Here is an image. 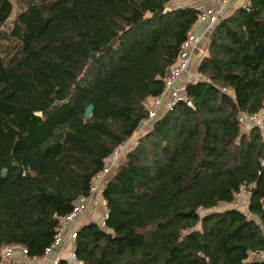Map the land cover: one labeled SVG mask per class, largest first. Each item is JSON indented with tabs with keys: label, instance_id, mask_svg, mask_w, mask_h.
<instances>
[{
	"label": "trees",
	"instance_id": "16d2710c",
	"mask_svg": "<svg viewBox=\"0 0 264 264\" xmlns=\"http://www.w3.org/2000/svg\"><path fill=\"white\" fill-rule=\"evenodd\" d=\"M20 1L13 15L0 0V264H15L3 256L11 247L45 256L163 93L199 24L194 5L208 3ZM206 41L197 79L182 81L185 100L100 187L107 217L77 229L78 264H264L250 258L264 252V131L238 123L241 113L264 123V0L234 7ZM250 185L242 209L212 211Z\"/></svg>",
	"mask_w": 264,
	"mask_h": 264
},
{
	"label": "built area",
	"instance_id": "2783aa9c",
	"mask_svg": "<svg viewBox=\"0 0 264 264\" xmlns=\"http://www.w3.org/2000/svg\"><path fill=\"white\" fill-rule=\"evenodd\" d=\"M220 1L221 3L217 5H213V4L206 5L201 2L198 5H194V8L199 12V24L203 26L202 30L201 31L196 30L188 36L186 43L182 46V52L178 57V61L176 65L168 70L164 78L163 93L159 97L148 100L146 104L147 116L140 120L139 128L136 132V135L141 134L144 131V129L148 128L160 113L172 109L177 103L185 100L183 95L184 85L182 81L184 82L186 80L194 81L197 79L196 74L192 72V66H191L192 59L196 55V51L202 45L203 40L212 30L214 25L218 22V20L221 17L224 16L227 9L230 7L231 8L236 7L234 4L232 5V3L236 0H220ZM246 5H248V0H241L239 6L245 7ZM238 123H240L244 127H258L264 131V123L261 117L257 115L248 116L241 113L238 116ZM125 144L126 142L120 147L121 148L125 147ZM116 150L110 155V157H112L114 154L115 155L118 154ZM107 172L108 171L106 167H104L103 171L95 176L94 181L96 180L99 182L100 180H102ZM94 181L92 183L90 197L88 199H84V198L80 199L75 204L73 211L69 215H67L66 217L60 220V228L56 236L55 243L52 245L50 249L46 251V254L49 253L51 250H53L56 246L60 245L62 232L66 230L69 225H73L74 227L73 230L69 231V236L71 237L72 240L74 239L75 234L77 232L76 226L80 223V221L86 214V211L91 201L93 200V196L96 193L97 190L95 186L96 181L95 182ZM252 187L253 185L242 186L238 194L236 195L235 202L240 198L244 199ZM101 202L102 205L104 206V202L103 201ZM106 217L107 215L104 212L103 219H105ZM16 250L22 259L26 258L25 250L19 247L7 248L3 253L4 258L6 260L10 259L11 255ZM250 258L257 261H264V252L251 254ZM66 261L68 262V264H78L73 255V251H69Z\"/></svg>",
	"mask_w": 264,
	"mask_h": 264
},
{
	"label": "rangeland",
	"instance_id": "374dc122",
	"mask_svg": "<svg viewBox=\"0 0 264 264\" xmlns=\"http://www.w3.org/2000/svg\"><path fill=\"white\" fill-rule=\"evenodd\" d=\"M191 1L192 0H177L175 2H172L170 5H173V6H178V5H186V4H191ZM208 4H213V5H217V4H220L221 1L220 0H207ZM11 4H12V7H13V15H15L17 13V11L20 10V8L23 7V3L20 1V0H10ZM241 3V1L239 2H233L232 5L234 4L235 6H239ZM231 8V7H230ZM228 8L227 11L225 12L224 16L227 15L228 12H231V10L234 8L232 7L231 9ZM223 16V17H224ZM12 21V18L9 19L6 23V26L4 27V29L8 28L9 24L11 23ZM207 48V41L204 42L201 46H200V50L202 51H205V49ZM201 56V55H199ZM147 129V128H146ZM145 131V129H144ZM144 131L139 134V135H133L125 144V147L121 148L119 147L116 151L118 152L117 155H113L112 157H109L108 159H106L105 161V167L107 169V173L106 175L104 176V178L102 180H100L99 182L96 181V193L95 195L93 196V205L91 206L93 208V212L96 213L97 215H102L104 213V206L102 205V202L101 201V197H100V191H101V186L102 184L105 182L106 179L109 178V176H111L117 169V167L119 166V164L123 161V159L125 158V155L127 154V152L133 147L132 145H135L137 139L144 133ZM132 146V147H131ZM94 181V182H95ZM244 199L240 198L238 199L236 202L234 201L233 204H220L218 207H216L214 210L212 211H220V210H224V209H227V208H230V207H233L235 206L236 208L237 207H241V209L244 207ZM91 207L89 208V210L91 209ZM205 213H207V211L205 210H201L200 211V215H204ZM100 219V218H99Z\"/></svg>",
	"mask_w": 264,
	"mask_h": 264
},
{
	"label": "crops",
	"instance_id": "0c3cea01",
	"mask_svg": "<svg viewBox=\"0 0 264 264\" xmlns=\"http://www.w3.org/2000/svg\"><path fill=\"white\" fill-rule=\"evenodd\" d=\"M236 1L239 2L241 0H236ZM202 27L203 26L201 24H198L195 28V31L196 30L201 31ZM203 54H204V51L200 50V47H199V49L196 51V55L194 57L195 59H193L194 64L192 66V72H193V69L196 68L195 66L198 63V59ZM199 55H201V56H199ZM92 205H93V200L91 201V203H90V205L86 211V214L84 215V217L82 218L80 223L76 226L77 229L84 223H88L89 221L97 222L99 220L100 215H97L96 213L93 212V208L91 207ZM90 207H91V209L89 210ZM73 229H74L73 225H69L68 228L62 232L60 245L56 246L53 250H51L49 253H47L41 259H37V260L36 259H28V258L22 259L16 250L13 252L10 259H8L7 261H10L11 263H15V264H54V262H56L59 259L66 260L69 251H72V241L73 240L69 236V231H71ZM14 248H18V247H14Z\"/></svg>",
	"mask_w": 264,
	"mask_h": 264
},
{
	"label": "water",
	"instance_id": "95a60500",
	"mask_svg": "<svg viewBox=\"0 0 264 264\" xmlns=\"http://www.w3.org/2000/svg\"><path fill=\"white\" fill-rule=\"evenodd\" d=\"M90 60L91 61H95V56L94 55H91L90 56ZM92 112H93V106L92 105H88L84 111V118L85 119H89L90 116L92 115ZM12 166H15V163H12ZM22 173L23 171L20 170L18 173H17V178L21 177L22 176ZM6 175V170H2L1 171V176L4 177Z\"/></svg>",
	"mask_w": 264,
	"mask_h": 264
}]
</instances>
